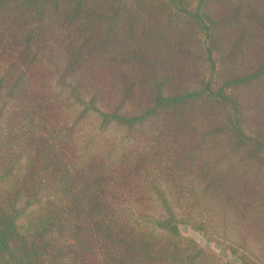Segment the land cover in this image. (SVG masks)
Here are the masks:
<instances>
[{"label":"trees","instance_id":"obj_1","mask_svg":"<svg viewBox=\"0 0 264 264\" xmlns=\"http://www.w3.org/2000/svg\"><path fill=\"white\" fill-rule=\"evenodd\" d=\"M208 204L264 264V0H0V264H230Z\"/></svg>","mask_w":264,"mask_h":264},{"label":"rangeland","instance_id":"obj_2","mask_svg":"<svg viewBox=\"0 0 264 264\" xmlns=\"http://www.w3.org/2000/svg\"><path fill=\"white\" fill-rule=\"evenodd\" d=\"M60 90V87H56ZM63 93H66V90H63ZM85 126L90 128V132L97 136V138H104L109 143L113 145H125L131 144L133 141L132 136L123 128L111 125L107 128H102L100 126L99 120L96 116H92L86 120ZM179 215L185 217L188 212H185V208L182 209L180 206H176ZM216 210V211H215ZM193 219H206V229L203 231H197L192 226L181 223V231L183 235L196 239L206 250L215 252L218 254L222 260H229L230 264H245L244 262L235 261L236 255L227 248V245L230 243L236 244L239 242V235L237 232V225L233 221L231 214L224 215L220 210L208 204L205 208L200 210H193L192 213ZM24 221V218L20 219V223ZM208 221V223H207ZM226 248V251L223 249ZM243 249L246 253H259L257 244L253 240H248L244 244ZM249 264H253L250 261Z\"/></svg>","mask_w":264,"mask_h":264}]
</instances>
